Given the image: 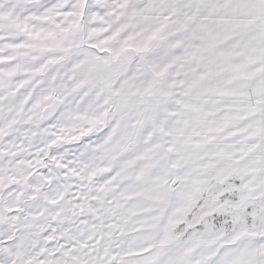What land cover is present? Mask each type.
<instances>
[{
    "label": "snow or ice",
    "instance_id": "snow-or-ice-1",
    "mask_svg": "<svg viewBox=\"0 0 264 264\" xmlns=\"http://www.w3.org/2000/svg\"><path fill=\"white\" fill-rule=\"evenodd\" d=\"M0 264H264V0H0Z\"/></svg>",
    "mask_w": 264,
    "mask_h": 264
}]
</instances>
